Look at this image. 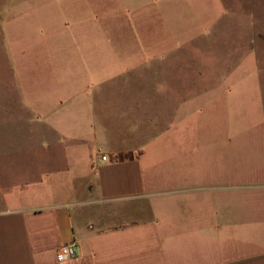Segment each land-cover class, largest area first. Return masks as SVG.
Returning <instances> with one entry per match:
<instances>
[{
	"label": "crops",
	"instance_id": "crops-1",
	"mask_svg": "<svg viewBox=\"0 0 264 264\" xmlns=\"http://www.w3.org/2000/svg\"><path fill=\"white\" fill-rule=\"evenodd\" d=\"M14 1L0 0V134L37 132L45 163L19 192L0 178V264H62L72 240L63 264H264V140L232 154L230 177L218 164V184L189 179L185 69L189 89L219 28L191 12L203 2L40 0L13 43Z\"/></svg>",
	"mask_w": 264,
	"mask_h": 264
},
{
	"label": "rangeland",
	"instance_id": "rangeland-1",
	"mask_svg": "<svg viewBox=\"0 0 264 264\" xmlns=\"http://www.w3.org/2000/svg\"><path fill=\"white\" fill-rule=\"evenodd\" d=\"M39 1L15 0L14 6L22 4L20 11L4 12L5 26H13L15 31L13 43L18 42L21 26L26 23L23 7L32 8L31 5ZM201 1L204 5L190 8L191 12L197 13V18L204 20L200 26H207V34H210L217 19L219 28L218 37H208L200 44V50L197 48L198 51L191 54L189 89L185 69L184 92L189 90L191 95L185 105L191 127L190 135H186L190 141L186 153L190 160L189 179L197 177L207 185H213L218 184V164L223 178L230 177L232 154L240 148L242 155L247 156L246 148L253 146V140H264V0ZM183 11L187 16L191 13L186 6ZM183 42V48L194 47L188 40ZM6 64L7 58L0 54V74L4 73L0 82L10 83L13 76L5 74ZM4 105L8 107V101L0 98V108ZM36 134H0V148L8 150L0 157L3 188L14 181L13 188L19 192L25 180L34 179L43 170L45 162L40 160L42 154ZM162 153L166 154V150ZM206 193L218 196V189Z\"/></svg>",
	"mask_w": 264,
	"mask_h": 264
},
{
	"label": "built area",
	"instance_id": "built-area-1",
	"mask_svg": "<svg viewBox=\"0 0 264 264\" xmlns=\"http://www.w3.org/2000/svg\"><path fill=\"white\" fill-rule=\"evenodd\" d=\"M101 159H105L106 156L101 154ZM78 257L77 245L74 240L61 244L56 249V261L59 263H66L72 259H76Z\"/></svg>",
	"mask_w": 264,
	"mask_h": 264
}]
</instances>
